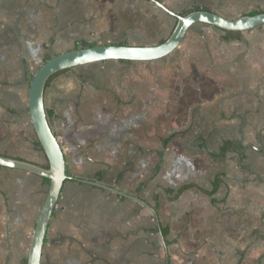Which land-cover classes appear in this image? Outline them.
<instances>
[{
	"label": "crops",
	"instance_id": "crops-1",
	"mask_svg": "<svg viewBox=\"0 0 264 264\" xmlns=\"http://www.w3.org/2000/svg\"><path fill=\"white\" fill-rule=\"evenodd\" d=\"M157 1L182 15L193 7H207L230 18L264 12V0ZM142 3L162 10L152 0H0L1 155L41 166L48 163L30 121L28 101L30 82L40 63L47 54L76 49L82 42L113 41L119 34L124 41L105 44L150 45L128 42L131 32L141 30L143 22L146 30V23L158 14L150 7L142 10ZM197 25L208 26L216 38L190 35L202 28ZM225 32L198 23L182 41L192 69L212 80L211 97L203 99L211 105L204 109L213 108V120L227 130L220 135L213 131L208 137L198 135V147L207 160L198 162L197 172L173 160L174 156L184 158L187 151L174 154L171 150L191 130V124L159 136L157 121H151L156 86L149 81L154 82L157 62L164 58L110 60L117 68L124 67L122 84L115 88L84 80L75 69L46 88V111L51 112L50 125L65 148L70 178L51 219L41 264H158L160 260L164 264L166 254L170 264H264V25L243 31L236 39H225ZM191 76L188 72L187 84ZM73 78L79 79V90ZM131 89L144 96L146 104L139 106L145 115L142 121H115L111 112L119 107L113 95L125 100ZM209 90L208 85L201 87L205 96ZM175 132L181 133L164 148L163 140ZM227 140L238 143L240 151L213 158L210 153L218 152ZM13 144L19 150H13ZM160 152L163 164L156 174ZM211 163L216 168L206 182ZM218 174L224 175L223 182L214 195L194 187L170 200L165 192L187 183L211 190ZM44 179L0 167V264H27L32 234L49 189ZM164 227L169 229L167 239L173 241L167 248L161 237Z\"/></svg>",
	"mask_w": 264,
	"mask_h": 264
},
{
	"label": "rangeland",
	"instance_id": "rangeland-1",
	"mask_svg": "<svg viewBox=\"0 0 264 264\" xmlns=\"http://www.w3.org/2000/svg\"><path fill=\"white\" fill-rule=\"evenodd\" d=\"M144 6L145 3H142L141 9L144 8ZM145 7L155 9L158 14L156 18L153 17L148 23H146V27H148L146 28V30L143 29L145 25V23L143 22L140 25V27H142L141 30L136 29L135 32H131L129 34L130 37L128 38V42L150 45L156 44L161 39H166L171 34L174 28V17L172 18L171 16L167 15L159 8H156V6L152 7V4H147ZM142 10H145V8ZM232 16L238 17L242 16V14H234ZM143 19L145 18L142 17L141 20L144 21ZM200 27L202 28L200 29ZM197 28L200 29L199 31L197 30V32L199 33H197L196 31H191L190 35H193L198 39L203 37L206 40L216 38L215 35L212 36L207 31L208 26L197 25ZM143 33H145V35L141 36ZM122 41H124V39L121 37V34H119L115 40H105L104 42L120 43ZM184 46H186V44L183 45L181 43V45L173 52L172 55L157 62V65H159V67L155 72V80L154 82L149 81L150 84L156 86L155 94L152 95V97H155L156 102L152 103L155 106V110H152L153 114L151 116V121H157L156 129L159 136L164 134L167 135L174 128H185L191 124V130L183 134L182 137L178 139V141H175L171 150L174 154L180 153L179 150L187 151V154L184 158H181L180 156H174L173 160L183 161L187 164V166H189V169H194L195 166L199 165L198 162L200 160H207V157L203 155L202 151H200L201 149L198 147V135L201 134L208 137L210 131H213L215 135H220V133L222 132L227 133V130L223 131V129H220V127H218V124L220 122L213 120V108L210 110L204 109V107H208L209 105H211L210 103L208 104L207 102H205L203 99L205 97H211L212 80L210 78H203L202 72H200L201 75L199 76L198 71H194L192 69V65L194 64L191 60V57H189L188 60L186 59V50ZM52 55H56V52H53ZM42 64L43 63H40V65ZM199 65L202 66L201 62L199 63ZM122 68L124 67L117 68L114 62L108 61L107 63H93L78 68L76 67L73 68V70L75 69V71L81 73L83 79L85 78L84 80L87 79L88 81L95 84L101 86L103 85V88L108 89L106 87L107 85H111V87L115 88L116 85L122 84L121 78L124 76ZM188 72H190L192 76L187 84L185 77ZM144 75L145 74L142 73V79L144 80L145 84H147V79L144 78ZM151 79H153L152 76ZM73 80L74 78L72 79V82L76 84L77 90H79V79L75 78V80ZM66 81H68V79ZM205 85H208L210 87V90L207 92L206 96L201 93V87ZM127 93L128 94L126 95L125 100H122L124 98L123 96L113 95L119 109L115 110L114 113L111 112L112 117L115 119V121L121 118L125 120L130 119L131 121H142V118L145 115V111L140 108L139 103L141 105L146 104V101H144L143 99L144 96L135 94L133 92V89H131L130 92ZM138 97H141L139 99V102L136 101ZM134 105L136 106L135 109L127 110L128 107L132 108ZM186 106L188 107L187 111L184 109ZM197 106H200L201 109L193 112V110H195ZM125 107H127L126 110ZM107 112L108 110L106 112L103 111L102 115H105ZM80 117V114H78V118ZM93 120L97 121V117L95 119L92 118V121ZM210 139L212 138L210 137ZM11 146L13 150H19V147L17 145L13 144ZM211 148L216 149V144L211 142ZM209 160L211 161V159ZM209 166V170L206 172V176L209 173V178L206 179V182H208L212 178V175L216 168L212 167V163L209 164ZM192 172H197L196 168ZM189 177L192 176L190 175ZM178 210H181V208L179 207ZM161 212L163 215H165L166 208L164 205H162ZM171 223L175 224V221H172ZM159 247L160 246H158V249ZM158 264H162L161 260L160 262H158Z\"/></svg>",
	"mask_w": 264,
	"mask_h": 264
},
{
	"label": "water",
	"instance_id": "water-1",
	"mask_svg": "<svg viewBox=\"0 0 264 264\" xmlns=\"http://www.w3.org/2000/svg\"><path fill=\"white\" fill-rule=\"evenodd\" d=\"M152 1L162 10L176 18V24L171 34L162 43L154 45L97 44L95 46L73 49L54 55L45 61L30 82L28 96L30 118L38 141L48 159L49 168L0 154V167L19 169L50 179L46 200L32 234L27 264H41L45 239L51 219L56 210L64 183L70 178L67 174L65 148L61 145L52 129L46 112L45 91L48 80L60 71L91 63L110 60L151 62L166 58L181 45L187 32L198 23L207 24L222 31L240 32L264 25V12L234 18L225 17L214 11L206 10H195L182 15L170 10L160 1ZM261 150L264 151V147ZM79 180L99 187H106L93 181ZM153 210L157 215L156 210ZM161 237L164 247L167 248L162 232Z\"/></svg>",
	"mask_w": 264,
	"mask_h": 264
},
{
	"label": "trees",
	"instance_id": "trees-1",
	"mask_svg": "<svg viewBox=\"0 0 264 264\" xmlns=\"http://www.w3.org/2000/svg\"><path fill=\"white\" fill-rule=\"evenodd\" d=\"M195 10H206V11H211L210 8H207V7H193L192 9L184 12L183 15L189 13V12H192V11H195ZM258 13H261L260 11H254L252 12L251 14L254 15V14H258ZM241 37V32L240 31H226L225 32V35H224V38L229 40V39H236V38H240ZM165 40V39H164ZM164 40H161L160 43H162ZM121 44H126V43H121ZM97 45V43H93V42H82V44L80 46H77V48H82V47H89V46H95ZM52 57L51 54H47L45 56V59H44V62L47 61L48 59H50ZM125 61V60H123ZM43 62V63H44ZM71 69H66V70H63V71H60L56 74H54L47 82V85H46V88L51 84V82L56 79L57 77L69 72ZM47 112V115H48V119L51 118V112L49 111H46ZM181 132H175L173 134H171L170 136H168L167 138H165L163 140V143H164V148H166L168 146V144L178 135L180 134ZM38 145L41 146L40 142L38 141ZM204 146V143L201 144V147ZM240 151V146L238 145V143L234 142V141H231V140H227L223 143V145L221 146L220 150L218 152H211L210 155L213 157V158H224L227 153L229 152H234V153H238ZM162 164H163V152H160V161L157 165V169H156V174L159 172V170L161 169L162 167ZM43 167L45 168H49V163H47L46 165H44ZM223 174H218L216 176V178L214 179L213 181V187L211 190H207V189H204L203 187H200L198 184L196 183H187V184H184L180 187H178L177 189H170V188H166L165 189V192L170 196V200H176L178 199L185 191H187L188 189L190 188H194V187H197L199 189H201L203 192L209 194V195H214L218 189L220 188L222 182H223ZM46 183H50V179L48 178H45L44 179ZM156 199H157V203H159L158 199L159 197L156 195ZM159 205V204H158ZM158 205H156V207L158 208ZM162 232H163V235L164 237L166 238V244L169 246V244H171L173 241H169L167 239V235L169 234V229L167 227H164L162 228ZM168 255L166 254V261L164 262V264H170V259L169 257H167Z\"/></svg>",
	"mask_w": 264,
	"mask_h": 264
}]
</instances>
